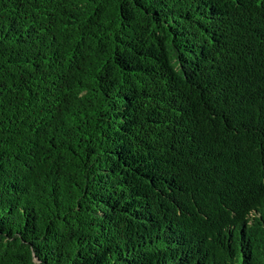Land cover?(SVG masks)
I'll use <instances>...</instances> for the list:
<instances>
[{"label": "trees", "instance_id": "obj_1", "mask_svg": "<svg viewBox=\"0 0 264 264\" xmlns=\"http://www.w3.org/2000/svg\"><path fill=\"white\" fill-rule=\"evenodd\" d=\"M0 264H264V0H0Z\"/></svg>", "mask_w": 264, "mask_h": 264}]
</instances>
